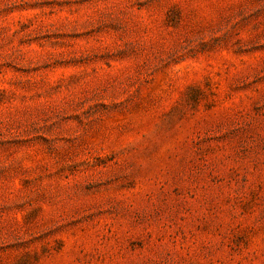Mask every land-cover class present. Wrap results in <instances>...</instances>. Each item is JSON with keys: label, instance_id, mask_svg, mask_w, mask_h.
I'll return each mask as SVG.
<instances>
[{"label": "rangeland", "instance_id": "374dc122", "mask_svg": "<svg viewBox=\"0 0 264 264\" xmlns=\"http://www.w3.org/2000/svg\"><path fill=\"white\" fill-rule=\"evenodd\" d=\"M0 264H264V0H0Z\"/></svg>", "mask_w": 264, "mask_h": 264}]
</instances>
